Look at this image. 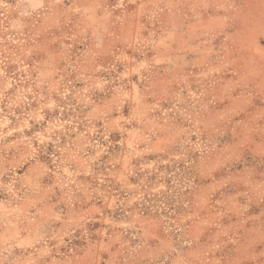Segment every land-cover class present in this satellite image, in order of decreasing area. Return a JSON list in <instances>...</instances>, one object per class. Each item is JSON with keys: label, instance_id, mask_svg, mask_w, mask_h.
<instances>
[{"label": "rangeland", "instance_id": "1", "mask_svg": "<svg viewBox=\"0 0 264 264\" xmlns=\"http://www.w3.org/2000/svg\"><path fill=\"white\" fill-rule=\"evenodd\" d=\"M0 264H264V0H0Z\"/></svg>", "mask_w": 264, "mask_h": 264}]
</instances>
